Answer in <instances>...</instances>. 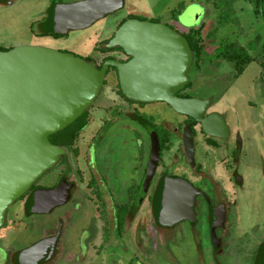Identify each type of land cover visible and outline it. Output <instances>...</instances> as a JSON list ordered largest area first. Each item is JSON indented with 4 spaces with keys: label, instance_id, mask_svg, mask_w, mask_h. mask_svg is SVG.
Returning a JSON list of instances; mask_svg holds the SVG:
<instances>
[{
    "label": "rangeland",
    "instance_id": "374dc122",
    "mask_svg": "<svg viewBox=\"0 0 264 264\" xmlns=\"http://www.w3.org/2000/svg\"><path fill=\"white\" fill-rule=\"evenodd\" d=\"M181 4H184L185 8L176 20L173 14ZM41 9L38 3L31 1L18 2L11 7H0V48L12 49L22 45H34L68 50L81 56L89 53L93 55L96 50L93 49L95 42L106 35L107 23L116 21V18L103 20L87 30L73 32L69 37L60 40L39 39L31 32V24L40 17ZM127 11L137 13L135 15L141 19L160 21L174 27L180 33H186L191 28H199L203 23L207 25L205 32L217 27V12L211 5L200 0H127L125 12ZM222 41L241 44L255 58L238 78H234L235 70L232 64L219 61L215 57ZM206 45L208 58L206 66L198 73L191 72L192 94L195 98L212 99L215 102L213 107L225 117L232 131L230 143L226 144L223 152L219 154L228 157L226 166L229 169H225L220 182L227 191L228 200L233 203L229 226L226 229L225 253L215 258L206 224H203L202 228L198 227L203 244L202 253L196 245L188 246L185 251L175 246H169V249L159 247L153 237L154 232L145 234L142 226L139 231L125 232L119 245L110 241L93 264L253 263V255L264 241V15H258L246 0H240L234 6L233 20L219 27L218 34L208 39ZM115 103H121L120 98L111 87H106L103 95L90 108L88 118L90 124L81 133L80 138L97 134L102 121L107 122L116 115L115 108L114 114L109 111ZM127 111L125 108V113ZM140 111L154 117L160 132L164 130L162 127L164 121L176 122L179 117L163 103L147 104ZM106 128L95 142L97 147L94 146L101 157L100 171L106 175L109 184L104 185L102 189L112 195L117 203L131 206L129 218L137 213L142 200L144 176L150 155L149 132L145 126L126 116L125 121L121 119ZM238 132L240 137L237 135ZM237 142L242 145L238 164L231 156L234 148H238ZM85 151L86 147L83 155ZM208 155L212 156V152L210 151ZM177 156L180 161L183 160L180 155ZM197 160L200 163L204 162L206 168L212 165V160L205 162V157L199 150ZM80 168L87 177L89 170L82 158ZM232 170L238 171L244 179L242 186L237 180H233V183L228 182ZM62 171L61 167L48 172L43 176L42 183L48 184L52 180H58ZM170 171H173V168ZM74 179H78V176L74 175ZM13 209H18V205L15 204ZM149 211V204L146 203L142 210L144 216L145 214L148 216ZM103 212L101 207L100 211L96 210L90 197L73 196L67 205L56 208L51 214L25 218L17 222L16 226L11 225L13 228L7 232L4 245L22 249L39 242L51 233L50 230L55 223L62 218L64 229L61 244L67 251L59 264L71 262L73 264L78 262L77 257H80V254L85 255L86 247L83 245H86L89 233H92L90 228L95 226V221L99 220ZM147 225L149 226V222Z\"/></svg>",
    "mask_w": 264,
    "mask_h": 264
},
{
    "label": "water",
    "instance_id": "95a60500",
    "mask_svg": "<svg viewBox=\"0 0 264 264\" xmlns=\"http://www.w3.org/2000/svg\"><path fill=\"white\" fill-rule=\"evenodd\" d=\"M123 6L124 0H88L59 6L55 9V32L89 29ZM112 45L124 48L132 60L125 64L107 61L98 70L80 57L43 46L22 45L0 51V223L8 207L68 154L66 148L53 145L50 137L72 125L94 105L110 67L117 68L127 99L166 103L202 124L209 136L221 137L213 125H223V120L215 116L204 119L210 100L177 96L189 83L188 71L194 59L184 36L165 24L129 21L119 29ZM191 146L190 138L187 148L192 154ZM159 161L160 145L152 133L142 200ZM64 183L55 190L37 192L34 211L42 212L39 207L47 197L52 200L49 210L66 203L70 196L64 192ZM162 185L161 223L173 227L192 220L197 190L181 179L166 178ZM39 247L29 250L27 264H31Z\"/></svg>",
    "mask_w": 264,
    "mask_h": 264
},
{
    "label": "flooded vegetation",
    "instance_id": "af4514ba",
    "mask_svg": "<svg viewBox=\"0 0 264 264\" xmlns=\"http://www.w3.org/2000/svg\"><path fill=\"white\" fill-rule=\"evenodd\" d=\"M23 1L35 2L38 3V6L42 7L40 11V17L37 19V21L31 24V32L33 35L39 39L49 38L60 40L62 38H67L73 32L78 31H71L67 34H59L55 32V9L62 5L76 4L88 0H0V7H11L16 3ZM126 7L127 0H124V6L122 9L116 13L108 14L104 19L99 21H109L110 19L116 18V21H110L107 23L108 26L106 27L105 31L106 35L103 38H99L95 42V45L99 44L100 46L94 45L93 49L96 50L93 55H90L89 53L85 56H81L68 50H57L61 53L73 54L87 62L93 63L96 65L98 70H100L107 61H118L121 64L128 63L132 60V56L128 55L124 48L112 45V42L114 41L119 29L129 21L150 22L153 24L163 23L160 21H148L146 19H141L135 15L137 13H130L128 11L126 13ZM173 18L177 20L176 13L173 14ZM165 25L179 32L174 27H171L167 24ZM180 34L182 35V33ZM208 39L210 38H207L206 40ZM12 49L0 48V51L8 52ZM207 62L208 60H206V63L202 66V69L206 66ZM192 65L188 71V85L177 94V96L181 99H195L194 95L192 94ZM202 69L200 71H202ZM106 87H111L113 92L116 93L120 98L121 103H115L114 105L112 104L113 106H111L109 110L112 114H114L113 109L115 108V111H117L116 115L112 116L107 122L103 123L102 121L100 131H98L97 134L88 136L87 138L79 137L72 148L59 146L68 150V154L61 156L57 165L50 170L52 171L55 168L62 167L63 171L60 174L59 179L55 181L52 180L48 184H43V176H45V174L50 171L46 172L24 193L21 198L8 207L4 214L3 221L0 223V264H27V253L29 250L36 248L39 245L40 247L36 250L31 264H59V261L64 258L67 251L64 245L61 244V238L64 229V222L62 218H60L55 223L53 228L50 230L51 233H49V235L42 238L39 242H36L26 248L13 249V246L8 247L4 245V241L7 232H10L12 228L17 225V222L22 221L25 218L30 219L38 215L51 214L56 208L67 205L72 200L73 196L77 195H85L87 198L90 197L96 207V210L98 209L100 211L101 207L104 212L99 220L95 221V226L90 228L92 233H89L86 245H83V247H86L85 255L80 254V257H77L78 262H73V264H80L79 262L82 261L84 262L82 264H93L94 260L101 256L103 248L107 247L110 241H113L116 243V245H119L120 241L124 238L123 236L125 232L130 230L139 231L142 226L144 228L145 234H148L151 231L154 232L153 237L155 238L156 244L159 247L169 249V246H175L176 248L185 251L188 246L192 247L193 245H196L199 248L200 253H202L203 244H201L198 227L200 226L202 228L203 224H206L210 233L211 246L213 247L215 258H219L225 253L227 246L226 229L229 226L230 210L233 203L228 200V195L226 194L227 191L220 182L221 175L225 173V169H229L226 166L228 164V157L223 155L219 156V154L223 152V147L230 143L232 131L227 125L225 117L213 107L215 102L212 99H202L210 100L211 102L205 113L204 119L215 116L223 120V125L221 123L218 124V126H216V124L213 125V127L219 132L221 136L220 138L209 136L205 133L202 124L196 123L195 119L189 116L177 113L170 105L166 103L163 104H166L169 108H171L179 116V120L177 119L176 122L168 120L164 121L162 125L164 130L163 132H160V127L156 124L154 117L142 114L140 111V109L143 110L147 104L151 103L134 102V104H131L120 95L122 90L119 83L117 68H109L100 96L103 95ZM125 108L128 110L126 113ZM89 110L87 112H89ZM131 114H138L140 117H142V120L139 122L133 120L130 117ZM125 116L147 128L150 137V155L152 133L157 135L160 145V161L158 163L153 180L151 181L149 191L143 198L142 202L139 203V209L137 213L129 216V218L128 214L130 213L129 209L131 206L125 203H117L112 195L110 196V194L102 189L104 185L108 186L109 184L106 179V175L100 171L99 162L101 157L99 151L97 148L94 149V146L97 147L95 142L97 141L99 135L106 131L103 129L112 126L121 119L125 121ZM123 128L125 129V125ZM237 135L240 137L239 132ZM190 138L192 141V146L190 147L192 154L189 153L187 148V139ZM240 142L242 143V140H240ZM240 145L241 144L237 142L238 148H234L231 155L233 161L236 164L239 163V150L242 146ZM84 147H86V151L83 155ZM198 150L201 154H203V157H205L206 163L212 160L211 166L208 165L206 168L204 162H198ZM210 151L212 152V156L208 155ZM177 154L181 156L183 159L182 161H180V158L177 156ZM81 158L86 161V165L89 170V175L87 177H85V174L80 168ZM172 168L173 171H170ZM146 172L144 180L146 177ZM231 173L232 174L231 176L229 175L230 179L228 182L233 183V180H237V182L242 186L244 184V179L241 177L239 172L232 170ZM74 175H77L78 179H74ZM166 178L184 180L191 184L198 192L194 206V218L192 220H185L177 223L173 227L164 226L161 223V205L158 216H156L153 213L151 204V200L153 199L156 188L159 185H162ZM64 182H66V184ZM62 183H64L63 187L64 192H66V196H70L67 202L49 210L48 207L52 200L47 197L42 200V205L39 207L42 212L34 211L36 193L41 190H55L59 188ZM146 203L149 204L150 209L148 216L146 214L144 216L142 212ZM15 204L18 205V209H13ZM148 222L149 226L147 225ZM11 225L13 227H11ZM57 235H59L58 240L53 242V239H55ZM188 238H192L194 240H189ZM252 262V264H264V241L257 247L253 255Z\"/></svg>",
    "mask_w": 264,
    "mask_h": 264
},
{
    "label": "trees",
    "instance_id": "16d2710c",
    "mask_svg": "<svg viewBox=\"0 0 264 264\" xmlns=\"http://www.w3.org/2000/svg\"><path fill=\"white\" fill-rule=\"evenodd\" d=\"M208 3L217 12V27L211 29L208 32L206 30V24L203 23L199 28H191L182 35L187 39L189 46L194 55V62L192 65L191 72L197 73L202 69V66L206 63L207 52H206V39L216 36L219 27H223L233 20L234 6L240 0H200ZM252 5L255 13L258 15H264V0H246ZM184 4H181L178 10L175 12L178 18L184 10ZM217 54L215 57L218 60L227 62L233 65L235 70V78L240 77L245 72L246 68L255 61V58L250 55L248 49L237 42L222 41L217 48ZM264 66V63H263ZM120 95L131 104L134 102L128 100L122 92ZM130 117L139 122L142 120L138 114H131ZM89 112L84 113L76 122L67 127L65 130L50 137V142L55 146H65L72 148L81 133L88 127L89 123ZM163 185H159L154 193L153 199L151 200L153 213L158 216L161 205ZM131 212V211H130Z\"/></svg>",
    "mask_w": 264,
    "mask_h": 264
}]
</instances>
